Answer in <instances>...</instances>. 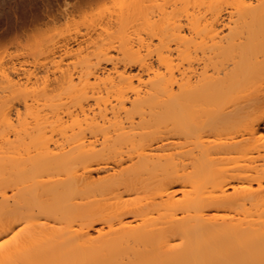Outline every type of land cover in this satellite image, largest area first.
Segmentation results:
<instances>
[{
  "label": "bare ground",
  "instance_id": "6f19581e",
  "mask_svg": "<svg viewBox=\"0 0 264 264\" xmlns=\"http://www.w3.org/2000/svg\"><path fill=\"white\" fill-rule=\"evenodd\" d=\"M257 2L214 48L170 25L52 88L0 69V264H264Z\"/></svg>",
  "mask_w": 264,
  "mask_h": 264
},
{
  "label": "rangeland",
  "instance_id": "374dc122",
  "mask_svg": "<svg viewBox=\"0 0 264 264\" xmlns=\"http://www.w3.org/2000/svg\"><path fill=\"white\" fill-rule=\"evenodd\" d=\"M257 1L259 0H0V69L10 70L12 67V73L20 70L18 73L23 82L39 79L40 82L43 80L42 84L45 80L43 75L46 78L51 75L52 82L55 74L59 73L54 70L58 69L55 67H58V63L70 66L88 53V57L96 60L99 45V49L101 46L110 47L111 54L115 56L119 53L120 45L127 42H134L132 44L138 46L141 40L147 42L151 39L154 42L152 47L155 48L160 40L156 35H151L150 31L153 29L155 33V30L160 31L158 29L162 27L165 28H162L163 31H180L186 37V42L182 41V44L187 43L193 47L194 44H199L197 47H200L204 41V47H207L206 43L213 47L212 43L219 44L231 30L230 27L240 23V20L242 22L249 4L255 5ZM241 4L245 5L242 13ZM247 21L251 22V19L247 18ZM138 37L142 39L139 40ZM174 39L177 40L170 37L168 42L172 48L177 49V46L182 45L178 39H182ZM119 41H122L121 44ZM94 47L97 48L96 51ZM177 53L175 50V57H179ZM148 56L150 60L156 59L153 51ZM199 60L195 61L198 62L196 66L201 64ZM105 64L103 63L104 66H111ZM132 71L137 72V66ZM51 82L50 88L55 85Z\"/></svg>",
  "mask_w": 264,
  "mask_h": 264
}]
</instances>
